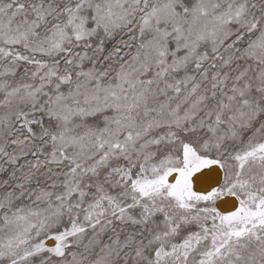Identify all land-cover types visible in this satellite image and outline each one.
Instances as JSON below:
<instances>
[{"label":"snow or ice","instance_id":"snow-or-ice-1","mask_svg":"<svg viewBox=\"0 0 264 264\" xmlns=\"http://www.w3.org/2000/svg\"><path fill=\"white\" fill-rule=\"evenodd\" d=\"M0 264H264V0H0Z\"/></svg>","mask_w":264,"mask_h":264}]
</instances>
